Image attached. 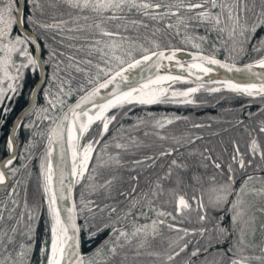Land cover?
<instances>
[{
    "label": "snow or ice",
    "instance_id": "obj_1",
    "mask_svg": "<svg viewBox=\"0 0 264 264\" xmlns=\"http://www.w3.org/2000/svg\"><path fill=\"white\" fill-rule=\"evenodd\" d=\"M48 10L66 18L47 22ZM221 92L249 99L223 121L145 111L122 123L137 105L200 107L197 93ZM18 98L0 160V264H264V0H5L0 127ZM213 122L226 126L209 135L230 134L209 146L195 130ZM141 128L168 143L142 151L153 143ZM192 211L201 226L183 227Z\"/></svg>",
    "mask_w": 264,
    "mask_h": 264
},
{
    "label": "trees",
    "instance_id": "obj_2",
    "mask_svg": "<svg viewBox=\"0 0 264 264\" xmlns=\"http://www.w3.org/2000/svg\"><path fill=\"white\" fill-rule=\"evenodd\" d=\"M41 3L47 4L49 2V0H40ZM26 15V13H25ZM62 18H66V17H61L58 14L54 13V10H48L46 12L45 15V19L47 20V22H54L57 21L59 19ZM15 31V28H14ZM201 34H203L204 29L201 28L198 30ZM215 34H213L214 36ZM166 42V41H165ZM172 42L174 44H176L179 47H185L184 45L180 44L179 41V37H173L172 38ZM207 47V45L205 46ZM67 51H75L74 49H66ZM185 50H189V51H193V49L191 48H186ZM222 58V57H221ZM186 86H190L188 84H177L174 85V87H186ZM27 91V88H26ZM231 96L230 93H226V92H221V93H214V94H207V93H197V99H203V100H207L209 101V103L206 106H200V107H193V106H181V105H150L147 106V108L145 109L142 106L137 105L136 107L132 108L130 113H129V118H125L122 123H124L125 125L128 124H132L134 121L130 118L132 116L135 115H143L145 111H151L154 113H164V114H169V113H174L176 115H183V116H188L190 117L191 120L196 121V122H200L201 120H203L205 117L208 116H219L221 117V120H228L231 119L233 116L232 112H224L222 111L223 109H237L238 106L240 104H246L247 100L249 98H244V97H234L231 99H221V97H229ZM9 106L12 107V112L9 115L8 118V124L4 127H0V160H2L6 155V149L4 147L5 145V140H6V134L8 129L11 126V122L12 120L20 113L22 106L24 104V99L22 98H18L15 101L14 106L12 105V102H8ZM261 107V100L259 97H256L255 99L252 100V103L250 104V109L253 112H256V110L258 108ZM247 110V109H246ZM258 118V117H257ZM27 119V118H26ZM207 122V121H205ZM226 125H224L223 123H216L213 122V126L211 129H203V130H195V131H202L204 133V143H209V146H211V144H218L219 140L221 138H223L225 141H227L228 135L230 133H225L222 134V137L218 136V137H213L211 135H209L210 131H216L221 127H225ZM188 127V122L186 121H175L172 125L168 126L166 130L168 131H174V132H179L182 130H185ZM142 132H143V128H141V130L136 133L137 135H140L141 138L145 139L146 141H152L153 143V148L152 149H144L142 151H154L157 148L161 147L162 144H167L168 142H160L157 141L155 139V137H148V138H144L142 136ZM26 133L24 131L23 128L20 129V137H21V142H20V147H23V139L25 137ZM40 146H37L36 151H39ZM140 153H137L135 156H126L125 159H135V158H139ZM159 165V162H158ZM157 165V166H158ZM124 175L127 176L128 170L124 169L122 170ZM137 171H139V169H137ZM151 171V170H149ZM37 184V177L35 175V170L33 172V176L31 177L30 180V185H29V192H33L35 190ZM79 194V186H77L76 189V195L78 196ZM3 193H0V196H2ZM189 195H191V193L189 192ZM168 207H171V205H168ZM257 215V228H256V236H255V241L259 242L260 240V228H259V224L261 222V214L259 212L256 213ZM144 222V218L141 217L140 218V223ZM183 227H200V222L197 221L196 219V213L195 211H192L185 219H183V221L181 222ZM206 227H211L210 224H205ZM165 234L168 236H171L174 238L175 233L174 232H168L165 229ZM106 235V233L104 234ZM101 239H103V236H101ZM186 239H191L192 243L189 245V248L185 251V253L181 254V259H186L188 258L189 253L192 250L193 245H195L197 243L196 239L194 236H190L187 237ZM159 241V238H157V242ZM99 241H97L98 243ZM203 243V241H201V244ZM95 245H93L94 247ZM82 251L84 253H88L91 251V248H89L87 245L82 247ZM251 249H249V253H251ZM203 253H198V256L202 255ZM255 254L259 255V250L257 249ZM0 258H2V253H0ZM33 259L35 260V257H33ZM139 260H141L142 262H144V264H151V261H153L154 259H156L155 257H150L147 255H142L141 257L138 258ZM192 260H196V257H191ZM209 260H212L213 257L209 256L208 257ZM253 264H256V262H253Z\"/></svg>",
    "mask_w": 264,
    "mask_h": 264
},
{
    "label": "water",
    "instance_id": "obj_3",
    "mask_svg": "<svg viewBox=\"0 0 264 264\" xmlns=\"http://www.w3.org/2000/svg\"><path fill=\"white\" fill-rule=\"evenodd\" d=\"M20 2L23 3L24 0H20ZM190 52H192V51L185 50L183 53H178V56H180L181 59L188 60V59H190V56H189V53H190ZM165 63H167V62H165ZM217 73H218L219 75H230V74H228V73H225V71H224L223 69H217V72H216V73H210L209 76H210L211 78L215 79L216 76H217ZM200 256L202 257L203 254L200 255Z\"/></svg>",
    "mask_w": 264,
    "mask_h": 264
},
{
    "label": "bare ground",
    "instance_id": "obj_4",
    "mask_svg": "<svg viewBox=\"0 0 264 264\" xmlns=\"http://www.w3.org/2000/svg\"><path fill=\"white\" fill-rule=\"evenodd\" d=\"M173 71H179L178 69H173Z\"/></svg>",
    "mask_w": 264,
    "mask_h": 264
},
{
    "label": "rangeland",
    "instance_id": "obj_5",
    "mask_svg": "<svg viewBox=\"0 0 264 264\" xmlns=\"http://www.w3.org/2000/svg\"><path fill=\"white\" fill-rule=\"evenodd\" d=\"M0 2H5V0H0Z\"/></svg>",
    "mask_w": 264,
    "mask_h": 264
}]
</instances>
